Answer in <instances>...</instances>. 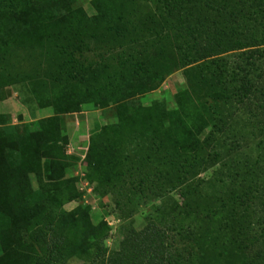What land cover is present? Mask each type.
Masks as SVG:
<instances>
[{
    "label": "trees",
    "instance_id": "obj_1",
    "mask_svg": "<svg viewBox=\"0 0 264 264\" xmlns=\"http://www.w3.org/2000/svg\"><path fill=\"white\" fill-rule=\"evenodd\" d=\"M76 2L0 0V82L27 83L55 112L0 114V264H264V154L235 150L245 115L256 126L250 106L264 110V0H92L93 15ZM181 68L176 109L135 96ZM85 104L117 119L92 131L85 177L99 194L114 173L101 198L121 211L152 205L108 257L105 221L64 208L82 196L67 175L66 114Z\"/></svg>",
    "mask_w": 264,
    "mask_h": 264
},
{
    "label": "rangeland",
    "instance_id": "obj_2",
    "mask_svg": "<svg viewBox=\"0 0 264 264\" xmlns=\"http://www.w3.org/2000/svg\"><path fill=\"white\" fill-rule=\"evenodd\" d=\"M92 0H77L75 7L85 8L89 15L95 13L91 5ZM32 63L29 58L22 59L18 65L19 69L30 70ZM188 88L186 77L184 75V68L174 71L167 76L164 82L158 88L151 91L138 92L135 94L144 105H150L154 100H164L168 109L177 108L176 94ZM264 102H260L261 104ZM256 108L259 113L256 118L255 128H251L247 122V115L240 121L239 126L244 130V137L240 136L238 144L235 147L237 156L241 159H254L258 153L264 154V150L259 148L257 143L264 140V110L258 108V105H251L250 108ZM249 108V109H250ZM248 109V110H249ZM247 112V111H246ZM0 114L11 117L10 124L20 123V118L23 122L32 123L39 119L53 116L55 114L52 107L41 109L33 98L32 91L27 83L0 82ZM67 134L70 138L67 146V153L72 163L67 175L69 177L77 176L79 181L77 183L78 190L81 192V198L65 205L67 211H72L77 207L90 209V215L95 223L105 221V234L102 238L101 246L107 252V257L111 252L119 247L120 242L125 238V232L134 226L140 230L145 226L147 220L146 215L150 211L152 205H142L135 209L132 213L129 210L121 211L117 207V198L113 196H106L104 199L101 195L105 193V185L107 182H115L117 176L114 173L106 175L104 186L99 189L100 195L97 193L98 181H91L85 177L83 172V161L88 152L90 145V135L93 130L99 126L112 124L117 122L112 112L109 109H101L93 104H85L82 106L80 112L67 113ZM254 124V123H253ZM249 125V126H247ZM251 130V131H249ZM248 131L251 134H248ZM109 153L115 156L117 148L110 145ZM214 169H209L201 173L203 178L210 176ZM91 189V191H90ZM96 189V190H95ZM176 198L180 199V191L176 190L172 193ZM161 204V201L154 203V206ZM184 249L183 244H178ZM188 248H194L193 245H187ZM66 264H93L92 258L87 255L80 257L78 255H71L65 260Z\"/></svg>",
    "mask_w": 264,
    "mask_h": 264
},
{
    "label": "built area",
    "instance_id": "obj_3",
    "mask_svg": "<svg viewBox=\"0 0 264 264\" xmlns=\"http://www.w3.org/2000/svg\"><path fill=\"white\" fill-rule=\"evenodd\" d=\"M90 191H91V189H90Z\"/></svg>",
    "mask_w": 264,
    "mask_h": 264
},
{
    "label": "crops",
    "instance_id": "obj_4",
    "mask_svg": "<svg viewBox=\"0 0 264 264\" xmlns=\"http://www.w3.org/2000/svg\"><path fill=\"white\" fill-rule=\"evenodd\" d=\"M68 173V172H67Z\"/></svg>",
    "mask_w": 264,
    "mask_h": 264
}]
</instances>
